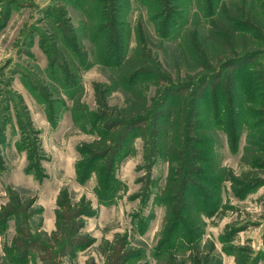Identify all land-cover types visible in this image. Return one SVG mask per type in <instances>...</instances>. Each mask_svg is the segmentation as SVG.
<instances>
[{
  "label": "rangeland",
  "instance_id": "obj_1",
  "mask_svg": "<svg viewBox=\"0 0 264 264\" xmlns=\"http://www.w3.org/2000/svg\"><path fill=\"white\" fill-rule=\"evenodd\" d=\"M212 2L216 11L245 7L258 36L241 40L254 54L218 81L186 39L207 36ZM139 43L155 69L146 80L153 106L165 90L180 98L187 123L219 139L223 164L257 181L235 192L204 156L191 163L197 187L187 191L207 222L202 246L264 261V0H0V264H167L168 254L190 253L181 203L178 218L166 212L169 163L151 121L125 137L116 128L106 156L90 149L110 135V107L126 104L116 69ZM183 81L194 90L176 91ZM247 146L262 166L243 159ZM57 211L65 234H54Z\"/></svg>",
  "mask_w": 264,
  "mask_h": 264
},
{
  "label": "trees",
  "instance_id": "obj_2",
  "mask_svg": "<svg viewBox=\"0 0 264 264\" xmlns=\"http://www.w3.org/2000/svg\"><path fill=\"white\" fill-rule=\"evenodd\" d=\"M213 5L212 2V8H210L212 19L207 36L202 37L199 32L193 31L189 33L186 39L188 45L194 49V52H192L194 59L210 71L209 81H218L223 78L224 71L228 66L245 62L254 54H245L251 48L247 44L242 45L241 40L249 38V36L252 38H258V36H256V22L251 19V12H247L245 7L234 8L233 5H224L218 9L219 11H216L217 9ZM145 49L147 48L139 43L130 56L125 58L121 66L116 69V78L118 82L123 84L127 101L124 106L110 107V118H112V122L115 120L110 125V135L102 132V139H96L90 143V149L100 150L106 156L109 151V149H106L108 141L110 140V145H117L116 136L118 134L116 128L122 126L121 134L122 132L126 134L123 136L125 137L134 127L143 122L151 121L149 129L150 133H153L155 142L158 141V152L165 156L164 158L169 163V176L162 192L168 200L171 199L172 203H169L166 207V212L169 216L173 214L175 218H178L173 202L174 204L176 201L181 203V209L185 211L186 217L184 220L178 219L177 221L181 223L189 236V241L193 244L189 248L190 253L187 257L180 258L175 253L168 254L166 257L167 264H223L222 257L215 252V246L212 243L202 246L200 242L201 237L206 232L207 222L202 213L197 210V194L187 191L191 184L192 188L196 186L191 181L192 177L197 175L195 166L192 167L191 163L197 160L198 157L204 156L208 160L210 173L220 180L230 182L232 188L236 190L235 192H238V186L241 185L242 188L244 186L246 189L257 181L250 178V174L247 172L236 175L233 169L223 164L218 148L219 139L215 138V135L206 132L207 130H204L203 125L197 126L193 123H187L186 117L190 114L186 113L185 115L180 98L170 97L169 92L165 90L153 106V101L151 102L148 95L146 80L155 74V71H152L155 69L148 68L151 55ZM231 56L233 57L228 58ZM226 58H228L227 62L224 61ZM217 67H219L218 71L216 70ZM206 78L203 77L201 81H206ZM176 86H179L176 91L186 88L194 90L191 82L183 81ZM116 89L117 86L110 85V94ZM217 93L220 99V89L218 88ZM217 93L214 94L215 106L219 102ZM237 125L235 123L232 129L235 138ZM141 135L146 139V131ZM110 152H112L111 146ZM245 154L243 159L248 160L252 168L262 166V159H260L257 149H251L247 146ZM184 157L189 159V167L186 161L183 164L181 163ZM182 167H184L186 174L181 169ZM209 194L208 192L205 193V195ZM57 213V229L54 234H65L67 226L61 221V214L58 211ZM236 260L238 264H246V260L244 261L240 257ZM259 260V257L254 258V264H257Z\"/></svg>",
  "mask_w": 264,
  "mask_h": 264
},
{
  "label": "crops",
  "instance_id": "obj_3",
  "mask_svg": "<svg viewBox=\"0 0 264 264\" xmlns=\"http://www.w3.org/2000/svg\"><path fill=\"white\" fill-rule=\"evenodd\" d=\"M223 264H236L235 256H233V255H224ZM258 264H264V261H261Z\"/></svg>",
  "mask_w": 264,
  "mask_h": 264
}]
</instances>
